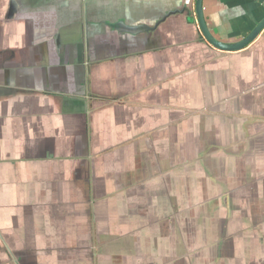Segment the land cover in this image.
Instances as JSON below:
<instances>
[{"label": "crops", "instance_id": "0c3cea01", "mask_svg": "<svg viewBox=\"0 0 264 264\" xmlns=\"http://www.w3.org/2000/svg\"><path fill=\"white\" fill-rule=\"evenodd\" d=\"M202 10L235 42L264 0ZM0 264H264V29L224 52L195 0H0Z\"/></svg>", "mask_w": 264, "mask_h": 264}, {"label": "water", "instance_id": "95a60500", "mask_svg": "<svg viewBox=\"0 0 264 264\" xmlns=\"http://www.w3.org/2000/svg\"><path fill=\"white\" fill-rule=\"evenodd\" d=\"M203 0H195V14L197 25L202 37L213 48L224 52H235L248 46L264 29V17L255 25V27L240 40L235 42H223L215 38L209 31L202 10Z\"/></svg>", "mask_w": 264, "mask_h": 264}, {"label": "rangeland", "instance_id": "374dc122", "mask_svg": "<svg viewBox=\"0 0 264 264\" xmlns=\"http://www.w3.org/2000/svg\"><path fill=\"white\" fill-rule=\"evenodd\" d=\"M89 222V221H88ZM127 252H123V254H126Z\"/></svg>", "mask_w": 264, "mask_h": 264}]
</instances>
